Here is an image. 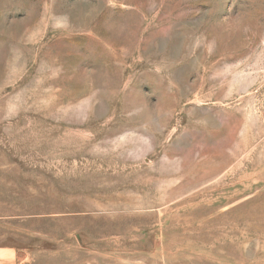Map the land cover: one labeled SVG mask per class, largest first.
Instances as JSON below:
<instances>
[{"label": "rangeland", "instance_id": "1", "mask_svg": "<svg viewBox=\"0 0 264 264\" xmlns=\"http://www.w3.org/2000/svg\"><path fill=\"white\" fill-rule=\"evenodd\" d=\"M0 264H264V0H0Z\"/></svg>", "mask_w": 264, "mask_h": 264}]
</instances>
